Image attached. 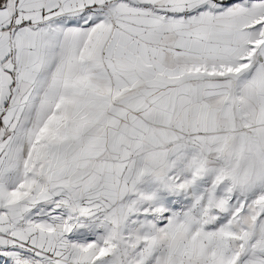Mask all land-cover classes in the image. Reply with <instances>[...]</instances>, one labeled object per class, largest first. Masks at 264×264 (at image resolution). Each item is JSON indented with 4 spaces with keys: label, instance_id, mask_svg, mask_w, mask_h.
I'll return each instance as SVG.
<instances>
[{
    "label": "snow or ice",
    "instance_id": "6c2138e0",
    "mask_svg": "<svg viewBox=\"0 0 264 264\" xmlns=\"http://www.w3.org/2000/svg\"><path fill=\"white\" fill-rule=\"evenodd\" d=\"M0 264H264V0H0Z\"/></svg>",
    "mask_w": 264,
    "mask_h": 264
}]
</instances>
